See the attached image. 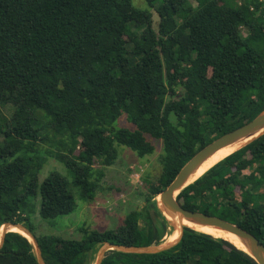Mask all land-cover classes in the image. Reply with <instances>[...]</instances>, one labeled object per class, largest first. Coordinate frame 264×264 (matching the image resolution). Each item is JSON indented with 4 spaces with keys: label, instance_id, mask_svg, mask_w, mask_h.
<instances>
[{
    "label": "trees",
    "instance_id": "trees-1",
    "mask_svg": "<svg viewBox=\"0 0 264 264\" xmlns=\"http://www.w3.org/2000/svg\"><path fill=\"white\" fill-rule=\"evenodd\" d=\"M148 2L157 28L152 11L133 0H0V107H14L11 117L0 110V227L31 229L36 208L45 220L74 212L70 184L92 201L105 172L98 164L112 165L118 144L140 157L155 150L154 140L163 144L159 185L149 183L146 205L115 229L36 235L46 264H93L104 242L162 243L176 223L157 195L199 149L264 109V0ZM120 117L133 127L117 125ZM39 142L54 147L72 180L56 170L40 180ZM176 198L264 244V132ZM0 264L39 263L30 240L8 231ZM101 264L258 263L230 241L185 226L171 248L109 249Z\"/></svg>",
    "mask_w": 264,
    "mask_h": 264
},
{
    "label": "rangeland",
    "instance_id": "rangeland-1",
    "mask_svg": "<svg viewBox=\"0 0 264 264\" xmlns=\"http://www.w3.org/2000/svg\"><path fill=\"white\" fill-rule=\"evenodd\" d=\"M133 3L140 8H148L152 11L153 26L157 28L159 16L148 0H133ZM228 29L235 31V28L229 25ZM0 110L11 117L14 107L11 104H6L0 107ZM38 114L43 120L46 119L42 113L38 112ZM115 123L119 126L133 127V124L127 122L125 117L118 118ZM2 138L0 135V139ZM154 142L155 150L144 157L138 156L126 145L118 144L119 155L116 161L112 165L98 164L105 172L98 178L95 198L92 201H85L81 198L78 188L70 184V189L77 200L74 212L53 220H45L40 217L36 208L30 213L31 222L29 225L32 232L38 236L56 234L69 238H81L83 236L82 227L98 230L117 228L130 211L146 205L145 195L149 183L159 185L158 179L163 167V144L160 139L154 140ZM37 148L40 150L39 155L43 162V168L39 175L40 180H43L52 170L59 171L72 180V174L66 165L51 154V151L54 150L51 144L39 142ZM1 161L2 159H0ZM157 200L160 201L159 195H157ZM175 229L179 231L178 223L174 227H170L171 233L164 236V241L161 244L173 240L171 234L175 232ZM97 255L98 252L96 257ZM95 260L93 264H95Z\"/></svg>",
    "mask_w": 264,
    "mask_h": 264
},
{
    "label": "water",
    "instance_id": "water-1",
    "mask_svg": "<svg viewBox=\"0 0 264 264\" xmlns=\"http://www.w3.org/2000/svg\"><path fill=\"white\" fill-rule=\"evenodd\" d=\"M260 129H262V131L258 135L264 132V109L250 121L246 122L245 124L233 130L224 133L223 135L217 137L216 139L212 140L211 142L203 146L201 149H199L180 168V170L178 171L176 176L172 179V181L158 194L160 200L158 201L159 206L165 211V213L169 215L172 214L174 216L175 215L178 216L177 219L179 222L178 223L179 236L176 239L164 244L160 243V244H150V245H127V244H119L113 242H104L98 250V255L96 257L95 264H101L102 259L104 258L107 250L109 249H117L126 252L156 253L171 248L172 246H174L176 243L179 242L183 234V229L185 226H187L182 223L183 219H188L190 221L201 224L215 225L218 228L237 234L247 244L248 247V250L243 248L241 249H243L248 254H250L258 264H264V244L253 233L244 229L240 225L233 223L222 217H219L217 215H212L201 211L184 208L176 198L177 194L180 192L181 189L186 187L188 184L194 182L192 181L186 183L190 173H192L206 157L211 155L214 151L221 148L222 146L229 144L243 136L251 135ZM258 135H256L254 138H256ZM11 225H16L20 227L23 231H25L28 234V236L27 235L24 236H26L33 244L38 263L46 264L42 255V250L38 243L37 236L24 223H16V222L4 223L1 226L2 230L0 235V246L2 245L5 239L6 233L8 231H11L9 230V227Z\"/></svg>",
    "mask_w": 264,
    "mask_h": 264
},
{
    "label": "bare ground",
    "instance_id": "bare-ground-1",
    "mask_svg": "<svg viewBox=\"0 0 264 264\" xmlns=\"http://www.w3.org/2000/svg\"><path fill=\"white\" fill-rule=\"evenodd\" d=\"M261 131H262V129L256 131L255 133H253L251 135L243 136V137H241V138H239V139H237V140H235L229 144L222 146L221 148L217 149L216 151H214L211 155L206 157L192 173H190L186 183L195 181L198 177H200L201 174H203L212 165H214L215 163H217L219 160H221L225 156L229 155L233 151L240 148L242 145H244L247 142H249L250 140H252ZM166 215L172 222H174L176 224L179 223L178 219H177V217H178L177 215L174 216L172 214L169 215L167 213H166ZM182 223L189 226V227H193L197 230L215 235L217 237L224 238V239L232 242L236 246L248 250L247 244L235 233H232L230 231L218 228L215 225L196 223V222L190 221L188 219H183ZM0 230H2V228ZM9 230L16 231V232H19L23 235L28 236V234L18 226H10ZM171 236H172V234H171Z\"/></svg>",
    "mask_w": 264,
    "mask_h": 264
}]
</instances>
